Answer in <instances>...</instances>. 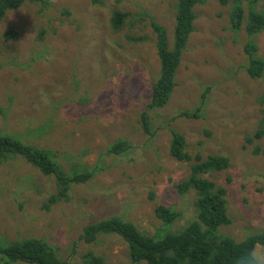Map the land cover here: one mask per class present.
Masks as SVG:
<instances>
[{
  "label": "rangeland",
  "instance_id": "obj_1",
  "mask_svg": "<svg viewBox=\"0 0 264 264\" xmlns=\"http://www.w3.org/2000/svg\"><path fill=\"white\" fill-rule=\"evenodd\" d=\"M226 1L202 0L195 7V31L176 87L159 110L146 108L159 69L150 22L163 26L171 42L175 0H51L47 8L26 3L6 13L0 36L10 30L15 36L0 41V133L49 150L68 174H94L50 203L54 177L20 156L0 164V244L35 237L68 264H84L87 253L103 264H135L119 237L99 236L87 244L80 235L85 226L111 216L151 237L194 220L193 193L179 195L173 188L187 178L189 163L170 158L167 127L184 136L190 156L229 159L225 171L209 178L226 189L231 224L219 233L239 242L264 231V136L253 138L264 118V75L251 79L243 70L246 39L243 28L231 31L233 0ZM241 4L246 11V2ZM256 10L264 15V0ZM114 11L127 15L119 30L110 25ZM255 41L264 57V31ZM198 106L196 118L180 115ZM144 112L152 135L142 129ZM118 140L129 148L107 153ZM158 205L179 219L164 225L153 213ZM253 256L264 264L260 245Z\"/></svg>",
  "mask_w": 264,
  "mask_h": 264
},
{
  "label": "trees",
  "instance_id": "obj_2",
  "mask_svg": "<svg viewBox=\"0 0 264 264\" xmlns=\"http://www.w3.org/2000/svg\"><path fill=\"white\" fill-rule=\"evenodd\" d=\"M242 1L233 0L228 15L229 27L235 33L243 28L246 39L242 43V53L246 59L243 70L249 78L260 79L264 75V57L258 54L255 37L264 31V15L256 10L259 0H244L246 11L243 9ZM26 3L47 8L51 0H0V23L7 12L17 10ZM200 4L202 0H175L171 42L163 26L154 20L150 22L155 36L159 69L151 84L150 99L146 106L148 110L164 108L176 87L174 78L189 37L195 31L194 9ZM221 4H227V1L221 0ZM126 17L125 13L112 12L110 17L112 29H121ZM14 36V31H7L0 36V41H7ZM127 40L136 41L133 37H127ZM204 96L205 94L200 105ZM198 113L199 106L193 112L183 111L180 115L184 118H196ZM176 118L173 117L172 120ZM140 120L144 132L152 135L148 131L150 123L146 112L141 114ZM261 126L253 138L260 139L264 136V118ZM167 129L170 134L168 144L170 158L180 163H189L187 178L174 184L173 188L179 195L193 193V206L196 212L194 220L176 232L166 231L151 237L142 234L131 222L111 216L85 226L80 240L91 244L99 236H117L125 243L129 260L135 264H257L253 251L256 245L264 249V231L239 242L219 233L221 227L231 224L227 212L226 189L209 178L225 171L229 166V159L220 155H209L205 158L200 154L190 156L186 150L184 136L171 127ZM127 148L129 144L126 141L118 140L107 149V153L117 155ZM12 156H20L42 175L54 177L57 189L55 195L48 198L50 203L65 198L70 185L85 184L94 174V171H73L68 174L55 161L49 150L30 145L17 136L0 133V164ZM153 213L155 218L166 226L179 219L177 212L163 205L156 206ZM17 261L30 264H68V261L58 256L53 246L35 237L0 244V264H13ZM84 264H103V261L100 257L87 253L84 256Z\"/></svg>",
  "mask_w": 264,
  "mask_h": 264
}]
</instances>
